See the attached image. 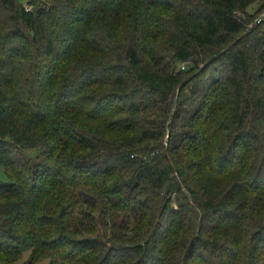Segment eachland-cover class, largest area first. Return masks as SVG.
I'll use <instances>...</instances> for the list:
<instances>
[{"label":"trees","instance_id":"trees-1","mask_svg":"<svg viewBox=\"0 0 264 264\" xmlns=\"http://www.w3.org/2000/svg\"><path fill=\"white\" fill-rule=\"evenodd\" d=\"M28 3L0 0V264H264V0Z\"/></svg>","mask_w":264,"mask_h":264},{"label":"rangeland","instance_id":"rangeland-1","mask_svg":"<svg viewBox=\"0 0 264 264\" xmlns=\"http://www.w3.org/2000/svg\"><path fill=\"white\" fill-rule=\"evenodd\" d=\"M20 1L23 2V3L28 2V0H20ZM255 8H256V6L253 5V6L250 7V10H254ZM35 153H36V149L28 150L26 152V155H27V157H31V156H34ZM6 179H7V177H6L3 169L0 168V181L1 180L4 181ZM29 255H30V251L25 252L23 258L20 261H18L17 263H15V264H23V262L26 261L29 258ZM39 264H49V260H44V261L40 262Z\"/></svg>","mask_w":264,"mask_h":264},{"label":"built area","instance_id":"built-area-1","mask_svg":"<svg viewBox=\"0 0 264 264\" xmlns=\"http://www.w3.org/2000/svg\"><path fill=\"white\" fill-rule=\"evenodd\" d=\"M25 8L27 10L31 9V5L28 2H25ZM184 67V66H183Z\"/></svg>","mask_w":264,"mask_h":264}]
</instances>
